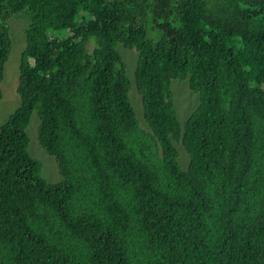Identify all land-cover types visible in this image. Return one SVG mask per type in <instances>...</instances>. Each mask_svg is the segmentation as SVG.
<instances>
[{
	"label": "trees",
	"instance_id": "16d2710c",
	"mask_svg": "<svg viewBox=\"0 0 264 264\" xmlns=\"http://www.w3.org/2000/svg\"><path fill=\"white\" fill-rule=\"evenodd\" d=\"M20 13L0 264H264V0H0V101ZM119 45L139 53L147 128ZM188 78L183 127L172 82ZM34 112L60 183L29 153Z\"/></svg>",
	"mask_w": 264,
	"mask_h": 264
},
{
	"label": "rangeland",
	"instance_id": "374dc122",
	"mask_svg": "<svg viewBox=\"0 0 264 264\" xmlns=\"http://www.w3.org/2000/svg\"><path fill=\"white\" fill-rule=\"evenodd\" d=\"M10 34L13 40V49L9 57V61L5 68V78L2 83L3 99L0 101V121L6 122L9 117L16 112L21 106V98L17 92L20 79V65L22 53L26 48V29L30 25V20L25 13L14 15L8 20ZM126 65L127 75L132 82L130 91V100L133 104L139 124L142 128H147L148 124L144 118V105L142 96L140 95L135 82V73L139 60V53L135 49H127L123 45L118 46ZM172 88L175 98V106L178 113V119L184 127L191 114L195 111L200 103V96L190 89L189 78L180 81L174 80ZM40 127V118L37 112L32 115L31 123L27 129L30 136L29 153L32 157L39 160L43 164V175L49 183H60L63 178L60 174L57 161L50 156L40 145L38 140ZM181 153L180 162L184 168L187 167L189 155L186 153L182 145L178 146ZM183 150V152H182ZM183 154V155H182Z\"/></svg>",
	"mask_w": 264,
	"mask_h": 264
}]
</instances>
